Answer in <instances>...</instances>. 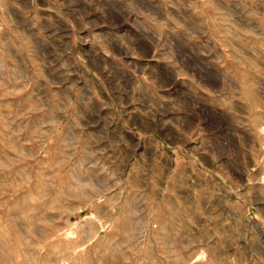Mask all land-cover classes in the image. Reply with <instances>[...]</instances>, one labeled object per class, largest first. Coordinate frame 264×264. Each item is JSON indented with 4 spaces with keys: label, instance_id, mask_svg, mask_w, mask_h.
<instances>
[{
    "label": "rangeland",
    "instance_id": "1",
    "mask_svg": "<svg viewBox=\"0 0 264 264\" xmlns=\"http://www.w3.org/2000/svg\"><path fill=\"white\" fill-rule=\"evenodd\" d=\"M263 209L264 0H0V264H264Z\"/></svg>",
    "mask_w": 264,
    "mask_h": 264
},
{
    "label": "crops",
    "instance_id": "2",
    "mask_svg": "<svg viewBox=\"0 0 264 264\" xmlns=\"http://www.w3.org/2000/svg\"><path fill=\"white\" fill-rule=\"evenodd\" d=\"M248 212H250V209H248ZM249 214V213H248ZM257 214L259 215V218L257 217L256 220L258 222V225L261 226V228L263 229L262 234H260L258 237L260 238V240L262 241V243L264 244V209L261 211H257ZM264 248V247H263Z\"/></svg>",
    "mask_w": 264,
    "mask_h": 264
}]
</instances>
